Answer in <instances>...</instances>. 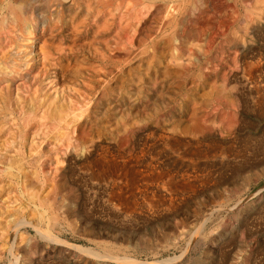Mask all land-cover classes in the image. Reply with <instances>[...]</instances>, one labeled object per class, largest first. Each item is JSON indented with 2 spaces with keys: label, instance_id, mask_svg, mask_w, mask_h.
Returning <instances> with one entry per match:
<instances>
[{
  "label": "rangeland",
  "instance_id": "obj_1",
  "mask_svg": "<svg viewBox=\"0 0 264 264\" xmlns=\"http://www.w3.org/2000/svg\"><path fill=\"white\" fill-rule=\"evenodd\" d=\"M10 1L0 0V22ZM256 1H164L178 4V15L213 21L211 28L197 29L190 43L179 44L171 35L167 51H177L178 59L167 76L157 62L149 69L138 58L120 63L105 49L95 61L93 48L102 44L87 48L85 33L74 41L66 27L55 41L80 51L69 56L71 67L89 61L119 74L108 75L106 86L88 74L68 72L65 79L50 69L34 77L33 70L11 78L6 95L1 75L11 69L0 53V115L11 113L20 123L0 122V264H264V0H258L257 12L251 9ZM73 12L69 16L77 18ZM159 17L147 25L153 32H171L172 25L161 24ZM244 21L243 45L233 47L228 40ZM211 35L213 41L206 43ZM147 41L134 43L132 50L146 45L150 51ZM202 45L208 48L203 51ZM139 76L135 87L130 81ZM212 83L235 86L240 98L239 123L230 133L219 123V113L228 107L218 97L209 104L200 97ZM192 88L197 89L193 97ZM192 109L210 116L211 130L196 135L167 130L180 117L185 125ZM71 111L80 114L77 121L58 125L57 113L70 120Z\"/></svg>",
  "mask_w": 264,
  "mask_h": 264
},
{
  "label": "bare ground",
  "instance_id": "obj_2",
  "mask_svg": "<svg viewBox=\"0 0 264 264\" xmlns=\"http://www.w3.org/2000/svg\"><path fill=\"white\" fill-rule=\"evenodd\" d=\"M164 1H168V2L170 1V2H176L177 3V2H182L184 0H11L6 5V7H5L6 14L2 16L1 22H0V53L3 52V54H4L3 55L4 63L7 64L10 67V69H11V71L8 73V74H11V76H9L6 73H2V75H1L2 79L5 80L4 87H6V95H8L7 93H9V91H10L9 88H10V83H11V80H12L11 78L14 79V78H16L18 76L19 77H27L30 74V72L33 71V70H35V72L33 74L34 77L36 75H38V74H43V73L44 74H48L50 69H55V71H53L52 73H55L56 76H58V77H63L64 76V78H65L66 73H68V72H72V74L75 72L76 74L75 73L74 74L75 75L78 74L79 77L81 75H83L82 78L84 76H86L85 74H88L89 77H92V76L97 77L98 81L100 83L106 85V86H107V82L106 81H107L108 75L117 76L119 74V72L117 73L115 71V69H113V68H103V67H97L96 68V66H92L91 64L88 63L89 61L86 62L85 60L84 61L86 63L78 62L77 64H75L74 66L71 67L70 63L72 61L71 60L72 57H69V56H78L80 51L74 46H70V47L67 48L61 42H56L55 41L56 38H58L61 35L62 31L66 27L68 29H70L71 31H73L72 37H74L73 38L74 41L80 40L81 35H83V33H85V35H84L85 37L83 36L85 38L83 44L86 45L87 48H92V46H94L95 43H101L102 44V46H99L101 50L98 47H94L93 48L94 52H93L92 56L95 59V61L98 60V59H102L104 57V53L105 52H102V50L105 49L108 52L109 56L112 57L114 60H116V62L118 61L120 63L128 64V63H130L129 61L131 59L138 58L139 61L146 63L145 69H149V67L154 62H157L159 66H162V70H163L162 72H163V74H165V76L171 74L172 71L168 70L169 67H170V64L176 63V61L178 59V52L177 51H174L173 49H171L169 52L167 51V48L169 47V45L171 43V38H170L171 35H175V36L179 37V40H178L179 44L185 43V42H187V43L189 42L190 43L191 41H193L192 40L193 37H195L193 35L194 34L198 35L199 31L197 32V29H201L203 27L211 28V24L213 23V21H211V17H210V18H206V20L204 21L205 23H200L196 19L192 18V16H191L192 14L191 13L190 14H184L182 11L178 15V13L174 12V10H179L180 9L179 5L178 4L175 5L176 3L173 4L174 6L173 5H168L167 3L165 4ZM234 1H237V0H234ZM258 2L259 1L257 0L256 3H254L253 7L251 8L252 11L257 12L259 10V3ZM205 5H206V3H205ZM171 6H173V7H171ZM236 9H238V8H236ZM72 10L74 11L72 14H79V16H77V18H74V16H69L71 14ZM220 13H221V11H220ZM155 15L160 16L159 18L161 19V24H170V25H172L173 28L171 29V32H165L164 31V32L157 33V32H153L152 31V28H150L151 26L147 25V21H149L150 18L152 16H155ZM63 17H64L65 20L62 19ZM179 27H183V28L178 30L177 28H179ZM55 29L57 31L56 33H54ZM247 29H248V25L245 23V21L241 22V24H239L238 33L235 32L236 34L234 35V37L232 39H229L228 42L230 41L229 43L233 44V47L236 46V44L239 45V46H242L243 42H240V40L244 38L245 33L247 32ZM47 31H49L48 32V37H47V35H45V34H47ZM88 34L91 35L90 38H89ZM154 34H155V36H154ZM107 36H109V37H107ZM149 37H150V39H149ZM195 38H197V36ZM204 38H205V36H204ZM213 38H214L213 35L209 36V39L207 40L206 43H211L213 41ZM30 39H32V42H34V43H36V41H37V46L36 47H32L30 43L28 44V41ZM147 39L150 40V43L147 41ZM12 41H15V42H12ZM146 41L150 44L149 45L150 51L148 50V47L146 45H144L141 48V50H138V51L137 50L136 51L132 50L133 49L132 45L134 43H136L138 45H141V44H144ZM206 46L205 47L203 46L204 47L203 51H205L208 48V45H206ZM258 46H259V44H258ZM236 47H238V46H236ZM5 48H7V49L4 50ZM234 51H236V50H234ZM82 52H84V50ZM209 52H211V51H209ZM63 56H66V57L63 58ZM226 58H227V56H226ZM226 58H225V60H226ZM36 59L39 61V65H36V63H37ZM83 59H84V57H83ZM233 59H234V61L236 60V58H233ZM252 61L253 60H251V62ZM259 62L260 61L258 60L254 64L259 63ZM0 63H1V59H0ZM197 64H199V63H197ZM245 64L247 65V63H245ZM250 65L252 66V64H250ZM138 66H143V63H139ZM253 66H255V65H253ZM258 70L254 69L253 71H258ZM216 71H215V73H217ZM135 73H137V72H135ZM49 76H51V75L49 74ZM198 76L200 77L201 73H198ZM247 76H248V74H247ZM254 76H256V75L254 74ZM254 76H252V77H254ZM250 78H251V76H250ZM72 79H74V76H73ZM75 79H76V77H75ZM219 80H221V78ZM59 81H56V82H59ZM64 81L62 80V82H63L61 84L62 86L64 84ZM122 81H124V80H122ZM140 81H141V77L139 76V77H137V79H135V81L133 79H131L130 82L132 83V85H135V87H138V84L140 83ZM204 81H206V80H204ZM206 82H208V81H206ZM66 83H65V85H66ZM68 83H69V81H68ZM197 84H199V83H197ZM204 85H206V84H204ZM204 85H202V86H204ZM51 86H52V84H51ZM199 86H200V84H199ZM123 87H124L123 86V82H121V85L116 86V88L119 91H121L123 89ZM195 87H197V85H195ZM234 87L235 86H227L224 83H222L221 85L220 84L216 85L215 83H212V84H210L209 89H206V91H202V94L200 96L202 98V100L206 104H209L214 97H218V98L221 99V102L226 107H228V110L225 111V113H223V112L219 113V123L222 126V128L225 130V132L228 131L229 133L239 123V110L238 109L241 106L240 98L234 92ZM62 88L63 87H61V89ZM188 89H190V88H188ZM193 89L194 88H192V90H191V91H193L192 97L194 96V90H195V89L194 90ZM19 90H20V88L17 87L16 91H15V96H16L15 98H16V100L18 99V101L20 100ZM151 91H152V89H151ZM72 92H75V91H72ZM1 93H2V90L0 91V94ZM126 93H127V91H126ZM197 93L199 94V92H197ZM197 93H196L195 96H198ZM64 94H65V92H64ZM254 95H256V94H254ZM258 95L260 96V94H258ZM169 96H170V94H169ZM92 97H94V96H92ZM92 97H91V100L93 99ZM149 98H150V96H149ZM87 101L88 102H86V103L89 104L90 101L89 100H87ZM187 102H189V101H187ZM177 105H179V104H177ZM210 107H212V106L210 105ZM181 109L184 110L185 107L184 108L181 107ZM56 111H58V110H56ZM10 112H12V111H10ZM173 112H175V111H173ZM173 112H171V113H173ZM176 112H178V111H176ZM70 113H71L72 117L70 118V120H68L69 117H66L68 114L62 115L61 112H58L57 113L58 115L55 118V120L57 121L58 125H63V126H67L68 127V126L71 125V123H73V122L75 123L77 121V119H76L77 115L80 116V114L76 113L74 111H71ZM81 113H83V112H81ZM180 113L181 112L179 111L178 114H180ZM198 113L196 112L195 109H192L190 111L189 119H188V121H186L187 123L185 125H183L182 120H181V119H183V117H180L181 119H175L173 124L167 130L171 131L172 134H174L176 132L178 134H188V135H196L198 133H202L204 131L211 130L212 125L214 124V122L212 121V119H210V116H208L206 114L205 117H202L201 115H198ZM165 114H166V112H165ZM183 114L181 113V115H183ZM243 115H245V114H243ZM43 117L44 116L42 115V118ZM72 118H74V119H72ZM85 121H87V119ZM0 122H2V123H11L12 125H15V124L19 125L20 124L19 122L16 121L14 116L11 115V113H7L4 116L0 115ZM167 123H169V122H167ZM132 125H133V122H132V120H130L128 122V126L127 127L131 129ZM100 127H101V125H100ZM66 130H68V129H66ZM87 133H86V135H87ZM82 134H84V131H82ZM82 138H83V136H82ZM210 148H212V147H210ZM214 148H215V146H214ZM212 151H213V149H212ZM223 151H224V149H223ZM102 163L104 164V162H102ZM94 165H96V164H94ZM100 172H101V170H100ZM111 177H112V175H111ZM258 179H259V177H258ZM189 181H191V180H189ZM129 185H131V184H129ZM183 189H185V188H183ZM15 229H17V228H15ZM43 233L42 234L40 233V234L44 235ZM46 235L51 236L52 234L49 231H46ZM51 237L52 238H56L57 241L59 240L57 237H54V236H51ZM12 240L13 239H11V241ZM106 245H108V244H106ZM12 246H13V244H12ZM12 246L10 245L9 248L12 247ZM76 247L78 249H81V251L82 250H85V251L89 250V249H85L82 246H76ZM101 250H102V248H101ZM104 252H106V251H104ZM93 254H95V253H93ZM99 256L101 258V255H99ZM114 257L116 258V255L113 256V258ZM110 258H112V257H110ZM122 258H121V260H124ZM125 261L126 262H132L133 260H132V258H129V259L126 258Z\"/></svg>",
  "mask_w": 264,
  "mask_h": 264
}]
</instances>
